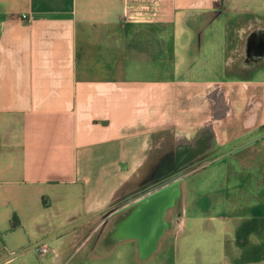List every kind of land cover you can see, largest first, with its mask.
Returning <instances> with one entry per match:
<instances>
[{
  "label": "crops",
  "instance_id": "0c3cea01",
  "mask_svg": "<svg viewBox=\"0 0 264 264\" xmlns=\"http://www.w3.org/2000/svg\"><path fill=\"white\" fill-rule=\"evenodd\" d=\"M263 38L264 0H0V264H264ZM184 142L183 223L107 240Z\"/></svg>",
  "mask_w": 264,
  "mask_h": 264
},
{
  "label": "water",
  "instance_id": "95a60500",
  "mask_svg": "<svg viewBox=\"0 0 264 264\" xmlns=\"http://www.w3.org/2000/svg\"><path fill=\"white\" fill-rule=\"evenodd\" d=\"M261 48L264 49V38L263 42H261ZM187 144L188 143L185 142L183 144L177 143V146L171 147L168 150V155L164 157L162 164L154 162L152 165H148L145 174L141 175V177L137 179L140 184L144 185L155 178L157 179L163 174L165 177L172 175L181 164L185 166V169L182 170L181 174L189 171L195 173L194 168L197 164H193L195 160L191 158L192 151L191 148H188ZM154 166L157 167L154 169ZM179 175L176 174L175 176H171L164 182H168ZM185 178V176L181 177L180 181L176 180L177 182L175 181L170 183L147 198L135 203L128 218L126 219V222L121 226L123 233L130 232L137 238H144L146 236L149 237L147 238V241H145L148 249L142 252L141 256H145L154 251L158 245L159 239L164 235V233L183 223L182 217L185 211L183 180ZM179 204H181L180 207ZM178 207L179 210H181V214L178 219L176 221H171L170 225L166 226V224L162 222L163 220H161V218H164V216L168 217L169 214L171 215V213L174 212V209H178ZM156 231L157 233H155Z\"/></svg>",
  "mask_w": 264,
  "mask_h": 264
},
{
  "label": "flooded vegetation",
  "instance_id": "af4514ba",
  "mask_svg": "<svg viewBox=\"0 0 264 264\" xmlns=\"http://www.w3.org/2000/svg\"><path fill=\"white\" fill-rule=\"evenodd\" d=\"M178 167L179 168L175 170V172L172 175H168L166 177L164 176V174L160 175L157 179L155 178L154 180H151L145 183L144 185H140V187L138 186V187H135L134 189L129 190L128 193L127 191L123 192V196L121 197L123 199L121 200V202H119L118 205H115L113 209L112 208L109 209L104 214L106 219H105V222H103L102 224L103 226L101 227V229H99V231L103 232V234L107 236L108 238L107 240L112 241V243L117 242V241H125V240L128 242L129 241L134 242L138 250V253L140 255L142 254V252L148 249L145 243V241H147V238H149L148 236L144 238L142 237L137 238L130 232H129L130 234L123 233L121 226L126 222V219L128 218L130 211L133 208L135 203L147 198L154 192L162 189L163 187H165L166 185H169L170 183L175 182L176 180L180 181L181 177H184V176L187 177L186 175L190 174L191 172L189 171V172H186V173L184 172L181 174L182 170L185 169V166L181 164ZM176 174L177 175L180 174V175L173 178L172 180H169L168 182H164L165 180H167L171 176H175ZM180 205L181 204H179V207ZM179 207L178 209H174V212H172L171 215L169 214L168 217L164 216V218H161V220H163L162 222H164L166 226L170 225L171 221H176L175 219L176 217H179V215L181 214L180 213L181 210H179ZM155 233H157V231Z\"/></svg>",
  "mask_w": 264,
  "mask_h": 264
},
{
  "label": "rangeland",
  "instance_id": "374dc122",
  "mask_svg": "<svg viewBox=\"0 0 264 264\" xmlns=\"http://www.w3.org/2000/svg\"><path fill=\"white\" fill-rule=\"evenodd\" d=\"M205 165H197V166H195V168H194V170L196 171L197 169L199 170V169H203V167H204ZM155 167H157V166H154V169H155ZM201 167V168H200ZM193 171V170H192ZM202 171H205V170H202ZM191 173H193V172H190V174ZM189 175V174H188ZM141 184H140V182H139V180H137V181H135V182H130L129 184H128V186L126 187L127 189H134L135 187H138V186H140ZM176 220L178 219V217H176L175 218ZM177 223V222H176ZM175 225V224H174ZM122 247H124V245H122ZM109 262H120L121 260H120V258H118V255L116 254V256L114 257V258H110L109 260H108Z\"/></svg>",
  "mask_w": 264,
  "mask_h": 264
},
{
  "label": "built area",
  "instance_id": "2783aa9c",
  "mask_svg": "<svg viewBox=\"0 0 264 264\" xmlns=\"http://www.w3.org/2000/svg\"><path fill=\"white\" fill-rule=\"evenodd\" d=\"M22 17L25 18L26 15H23ZM47 252H48V247H47V246L41 245V246H37V247H36V253H37L39 256H43V255H45ZM56 257H57V256H55V259H57Z\"/></svg>",
  "mask_w": 264,
  "mask_h": 264
},
{
  "label": "trees",
  "instance_id": "16d2710c",
  "mask_svg": "<svg viewBox=\"0 0 264 264\" xmlns=\"http://www.w3.org/2000/svg\"><path fill=\"white\" fill-rule=\"evenodd\" d=\"M18 225V221L14 218L10 222V229H14Z\"/></svg>",
  "mask_w": 264,
  "mask_h": 264
}]
</instances>
